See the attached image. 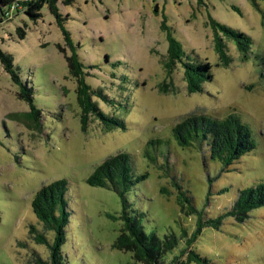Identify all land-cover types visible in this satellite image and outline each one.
<instances>
[{
    "label": "rangeland",
    "instance_id": "374dc122",
    "mask_svg": "<svg viewBox=\"0 0 264 264\" xmlns=\"http://www.w3.org/2000/svg\"><path fill=\"white\" fill-rule=\"evenodd\" d=\"M16 1L0 0V50L13 56L36 110L20 97L22 85L0 59V264L49 259L48 247L30 233L31 225L44 231L32 201L57 179L69 187L71 216L62 247L69 264H143L114 246L123 227L118 193L88 182L99 164L123 152L131 157L133 175L145 176L126 193L131 208L145 213V232L179 239L165 264L183 249L207 260L188 261L184 254V264H264V206L244 220L225 215L241 189L264 182V1H59L62 26L85 65L86 81L107 96L93 94L92 100L126 124L109 129L90 115L86 131L62 26L47 4L34 20L25 9H11ZM212 18L252 37L249 60L224 38L232 62L221 64ZM164 22L182 44L185 61L213 65L214 77L202 91H188L183 63L170 58ZM163 85L168 92L161 91ZM192 113L220 119L236 113L251 128L255 148L223 170L207 143L182 147L175 140L174 126ZM220 216L219 227L205 226L186 244L199 217Z\"/></svg>",
    "mask_w": 264,
    "mask_h": 264
},
{
    "label": "trees",
    "instance_id": "16d2710c",
    "mask_svg": "<svg viewBox=\"0 0 264 264\" xmlns=\"http://www.w3.org/2000/svg\"><path fill=\"white\" fill-rule=\"evenodd\" d=\"M59 1L70 4L73 0H18V5L15 9H25L32 19L37 20L42 16V8L47 4L62 26V15L59 13L57 7ZM252 1L255 5H258L261 0ZM199 2L204 3L205 0H199ZM1 12L2 15H5L3 9H1ZM0 20L2 21L3 18ZM211 23L215 30V47L223 66H229L232 62V58L227 53V45L224 38L235 41L244 60L251 58L253 45L251 36L222 24L213 18L211 19ZM162 27L168 33L167 38L169 41V55L171 60L183 63L188 91L190 93L202 91L204 84L214 77L213 65L209 61H185V54L180 41L171 34L165 22L162 24ZM62 29L65 39L73 52L69 57L70 72L79 78L80 83L78 96L81 107L83 108L81 117L82 130H87L90 115L100 120L109 129L126 128V124L122 119L107 115L99 108L98 103L92 100L93 94L106 99L107 96L102 90H93L86 81L85 65L79 60L69 31L63 26ZM24 35L25 32L23 31L21 36ZM0 59L5 70L12 75L13 80L22 85L20 97L30 103L31 110L34 112L36 108L31 92L27 93L24 90L23 86L26 85L22 83L18 70L14 66L13 56L10 53L0 50ZM161 91L168 92L169 87L163 85ZM172 132L175 140L182 147L193 145L203 146L207 143L211 158L221 162L223 170L228 169L234 162L239 160L244 154L251 152L256 146L251 128L236 113H230L222 119L213 118L206 113H192L181 119L174 126ZM158 142L161 141H150V143ZM146 155L148 154L146 153ZM143 178H145L144 175L136 177L133 175L131 157L129 154L123 152L106 158L105 161L96 167L88 178V182L94 186L108 187L115 190L122 200L123 227L114 246L121 250L131 251L134 259L143 264H165L163 259L177 247L179 239L174 234L171 236L165 235L164 238H160L154 232L146 233L143 227L145 213L132 209L126 199V193L134 183ZM177 187L181 189L179 185ZM68 190L67 180L57 179L49 184L43 185L33 198L32 208L42 223L44 231H40L38 227L31 225L30 233L33 235L36 243L46 245L49 249V259L44 260L37 257L38 264H69L62 250L63 245L67 241L66 228L71 216L68 209ZM184 197L188 201L187 197ZM260 206H264V182L253 187L241 189L233 210L225 215L238 214V219L244 220L252 209ZM193 210L195 209L193 208ZM222 219L223 216H220L214 220L202 221L201 217H199L197 228L192 236L186 240V244L190 246L194 238L205 226L214 225L219 227ZM47 234H51L52 237L49 238ZM184 234L187 236L185 230ZM184 254H187L188 261L196 260L207 262L206 259L202 258L193 250L186 252V249H183L179 255L173 257L170 264H184L185 261L180 260Z\"/></svg>",
    "mask_w": 264,
    "mask_h": 264
},
{
    "label": "built area",
    "instance_id": "2783aa9c",
    "mask_svg": "<svg viewBox=\"0 0 264 264\" xmlns=\"http://www.w3.org/2000/svg\"><path fill=\"white\" fill-rule=\"evenodd\" d=\"M18 5L17 1L11 6V9L14 10L16 6Z\"/></svg>",
    "mask_w": 264,
    "mask_h": 264
}]
</instances>
